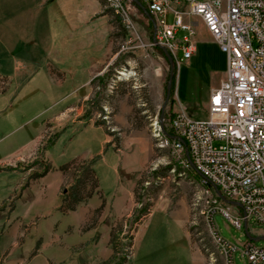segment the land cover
<instances>
[{
  "label": "rangeland",
  "instance_id": "rangeland-1",
  "mask_svg": "<svg viewBox=\"0 0 264 264\" xmlns=\"http://www.w3.org/2000/svg\"><path fill=\"white\" fill-rule=\"evenodd\" d=\"M137 1L140 6L133 0H124V6L135 24L139 39L131 43L129 50L123 52L121 47L122 52H119L122 43H129L130 34L123 28L124 35H121L122 38L114 47L117 55L112 60L111 56L108 58L109 64L99 76L101 80L94 84L93 95L85 102L80 113L82 118L92 119L109 139L108 146H113L110 152L97 161L95 168L109 207V211L101 210V217L112 220L110 225L107 224V228L112 231V255L106 254L96 264H200L199 258L187 259L181 239L169 237L172 232L173 236L176 235L174 232L177 235L180 233L175 228L176 223L167 220L166 216H171L169 213L182 220L192 248L203 264H224L223 253L218 251L212 238L213 224L208 216L207 194L200 177L192 169L175 163L170 145L165 144L162 137L155 136L154 130L162 113L170 72L172 78L175 77V85L164 115L172 114L181 104L187 115L202 120L207 117L211 75L216 70L224 71L226 58L210 36L197 29V53L188 64H181L176 68L173 60L172 63L169 62L162 47L151 45V16L147 11L146 1ZM120 22L123 26L121 20ZM167 22H172L170 15ZM184 34L183 30H179L176 40H180ZM169 56L172 59L170 54ZM87 65L88 63L84 66L75 65L73 70L78 72L75 81L66 75V105L79 98L82 91L70 96L68 89L73 82L77 84L82 81ZM30 83L15 97H10L9 94L0 96V109L5 107L8 112L1 118L6 121L7 129L0 131V140L6 138L11 128L24 124L26 129L31 128L33 120L37 119L32 126L38 125L39 122L42 123L40 120L57 111L54 108L47 113L46 108L51 106L54 96L50 93L43 96L38 92V88L33 86L38 83V79ZM14 88L13 82L8 92H12ZM41 115L43 117L39 118ZM76 115L73 112L72 118ZM71 130L72 128L67 131L66 138L51 150H42L43 153H49V162L56 171L27 189L10 216L11 221L16 216L25 218L26 223L32 224L30 232L39 233L45 239L53 233L54 228V232L63 237L69 229L76 227L74 214L63 217L57 209L60 203V196L57 194L60 175L57 169L77 157L97 154L98 147L94 141H99V137H102L99 131L96 133L92 129L85 133L79 132L80 129ZM42 167L45 168L46 165L42 164ZM76 167L73 165L71 170ZM1 180L6 179L0 178V183ZM1 186L5 188L0 190V204L11 194L7 188L12 187L11 184ZM128 187L131 192L127 208L116 219L112 218L111 211L116 212L118 204H126ZM98 202V198L94 199L95 204ZM7 217V212L0 214V232L7 226L4 224ZM37 217L39 219L36 221ZM145 221L147 225L143 228ZM213 223L219 235L237 248L233 255L234 264H248L241 256L248 240L244 226L238 231L219 214L214 215ZM247 226L252 238L264 237V225H257L250 220ZM27 238L30 240L31 236ZM254 243L258 247H264V238ZM135 256L136 260L132 259Z\"/></svg>",
  "mask_w": 264,
  "mask_h": 264
},
{
  "label": "crops",
  "instance_id": "crops-1",
  "mask_svg": "<svg viewBox=\"0 0 264 264\" xmlns=\"http://www.w3.org/2000/svg\"><path fill=\"white\" fill-rule=\"evenodd\" d=\"M107 6L104 0H0V96L9 94L10 97H15L31 84L30 81L38 79L39 86L38 83L33 85L38 88V92L43 96L48 93L54 96L51 106L46 108L47 113L48 110L57 109L52 112V116L40 120L42 123L39 122L38 125L32 126L37 119L33 120L31 128L26 129L25 124L11 128L6 136L7 140H0V178L6 179L1 180L0 190L5 188L1 186L3 184L12 186L7 188L11 194L0 204V214L8 213L4 223L7 226L0 232V264H96L106 254L112 255V231L107 228V224L110 225L112 220H104L101 217V210L109 211V207L95 168L97 161L110 152L113 146H108L109 139L92 119L80 116L85 102L93 95V79L102 75L109 64L108 58L111 56L112 60L117 55L114 47L122 38L117 35L115 13L113 10L108 11ZM173 7L180 11L187 10L185 5ZM169 15L173 21L171 14H168L167 19ZM183 21L194 28V42L197 29L210 36L198 17L184 16ZM152 39L153 32L150 37L151 41ZM119 52H122L121 47ZM196 53L197 46L192 57ZM190 60L184 64H188ZM67 62L69 64H66ZM86 63L88 65L82 81L77 84L73 82L68 89L70 96L82 92L77 100L66 105V75L75 81L78 72L73 68L75 65L84 66ZM225 69L213 71L208 94L224 77ZM13 82L15 88L9 93ZM5 110V107L0 109V131L7 129L6 121L1 119L8 113ZM73 112L77 115L72 118ZM71 128V131L80 129L79 132L84 133L88 129L96 133L99 131L102 137H99V141H94L98 147L97 154L77 157L57 169L60 175L57 188L60 203L57 209L63 217L74 214L76 227L69 229L63 237H59L54 228L53 233L45 239L39 233L30 232L32 224L26 223L25 218L16 216L11 221L10 216L27 189L44 180L52 171H56L49 162V153H43L42 150H51L66 138L67 131ZM37 159L39 161L35 165L26 167L29 162ZM42 164L46 167L43 168ZM73 165L77 167L71 170ZM88 177L90 179H86ZM76 180L81 181L83 187L82 202L74 204L75 210L69 211L68 196ZM130 192L128 187L126 204H118L116 212L110 210L111 217L116 219L127 208ZM97 198L99 202L95 204L94 199ZM169 214L171 216L167 215V220L175 222L176 230L180 231L178 235L174 232V236L172 232L169 237L183 241L188 260L192 257L199 258L200 264H203L192 248L182 220L173 213ZM38 219L37 217L35 220ZM146 221L142 225L143 228L147 225ZM28 236H31L30 240ZM136 258L137 256L132 259Z\"/></svg>",
  "mask_w": 264,
  "mask_h": 264
},
{
  "label": "built area",
  "instance_id": "built-area-1",
  "mask_svg": "<svg viewBox=\"0 0 264 264\" xmlns=\"http://www.w3.org/2000/svg\"><path fill=\"white\" fill-rule=\"evenodd\" d=\"M145 1L153 24L151 45L166 49L176 68L196 51L195 30L184 23V16L198 17L225 55L224 77L209 90L207 117L193 119L181 104L173 110L170 151L177 165L190 167L208 183L212 238L224 264H234L237 248L217 232L215 214L238 231L244 226L248 240L241 256L248 264H264V247L255 245L247 226L250 220L264 225V0ZM174 5H185L187 10ZM110 9L118 10L130 34L129 43L120 45L127 51L139 39L135 24L124 0H110ZM168 14L172 23L167 22ZM179 29L186 34L176 40Z\"/></svg>",
  "mask_w": 264,
  "mask_h": 264
},
{
  "label": "trees",
  "instance_id": "trees-1",
  "mask_svg": "<svg viewBox=\"0 0 264 264\" xmlns=\"http://www.w3.org/2000/svg\"><path fill=\"white\" fill-rule=\"evenodd\" d=\"M104 2H106V0H104ZM106 5H107V3H106ZM108 9H109L108 11H112V10H110V8H108ZM106 12H107V10H106ZM148 13H149V11H148ZM114 16H115V20L117 21V25H116V27L118 28V34L117 35H119V36L124 35L123 26H122V24H121V22L119 20V17L117 15H115V14H114ZM100 80L101 79L99 77H97V78L93 79L92 82H93V84H97L98 81H100ZM173 91H174V76L172 78V86H171V90H170V94L171 95H172ZM171 116H172V114H169L167 116L164 115V129H165V131L168 134L171 133V130L169 128V123H170V120H171ZM52 143L53 142H51L50 145H52ZM37 162H38L37 160H33V161L29 162V164L26 167L29 168V167L35 165ZM86 179H90V178L88 177ZM82 188L83 187H82L81 181H79V180H76V184L71 187L70 193H69V196H68V206H67L68 207L67 209L69 211H74L75 210L74 204L77 205L80 202H82Z\"/></svg>",
  "mask_w": 264,
  "mask_h": 264
},
{
  "label": "bare ground",
  "instance_id": "bare-ground-1",
  "mask_svg": "<svg viewBox=\"0 0 264 264\" xmlns=\"http://www.w3.org/2000/svg\"><path fill=\"white\" fill-rule=\"evenodd\" d=\"M106 2H107L108 7L110 8V0H106ZM113 11L117 16H119L118 10H113ZM159 124L160 123H158V122L155 123V130H154L155 136L162 137L165 144L170 145V147H173V139L170 138V135L168 133H167L168 135H166L162 132ZM183 166L185 168L190 169V167H186L185 165H183ZM193 171L200 177L201 183L205 187V193L208 195V183H207V181L204 180V176H201V174H199L195 170H193ZM231 205H234V204H231ZM235 206H237V205H235Z\"/></svg>",
  "mask_w": 264,
  "mask_h": 264
},
{
  "label": "water",
  "instance_id": "water-1",
  "mask_svg": "<svg viewBox=\"0 0 264 264\" xmlns=\"http://www.w3.org/2000/svg\"><path fill=\"white\" fill-rule=\"evenodd\" d=\"M138 6H140L139 2L137 0H133ZM163 51L164 53L166 54L168 60L170 63H172V59L171 57L169 56L168 52L166 49L163 48ZM171 79H172V72H170V76H169V82H168V85H167V94H166V98H165V102L163 104V109H162V113L160 115V118H159V123H160V127H161V130L164 134L168 135L165 130H164V126H163V119H164V109H165V106L168 102V98H169V95H170V89H171ZM229 204H234L233 202H228ZM237 205V204H236ZM264 237H260V238H251L253 240H259V239H262Z\"/></svg>",
  "mask_w": 264,
  "mask_h": 264
}]
</instances>
